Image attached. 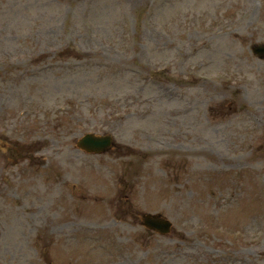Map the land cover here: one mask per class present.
Segmentation results:
<instances>
[{"label": "rangeland", "instance_id": "1", "mask_svg": "<svg viewBox=\"0 0 264 264\" xmlns=\"http://www.w3.org/2000/svg\"><path fill=\"white\" fill-rule=\"evenodd\" d=\"M255 44L264 0H0V264H264Z\"/></svg>", "mask_w": 264, "mask_h": 264}, {"label": "water", "instance_id": "2", "mask_svg": "<svg viewBox=\"0 0 264 264\" xmlns=\"http://www.w3.org/2000/svg\"><path fill=\"white\" fill-rule=\"evenodd\" d=\"M264 52V49L262 48H255L254 53H261ZM82 144L84 147H88L89 149H96L99 150L101 148H104L108 145L107 139H101V140H91V139H85L82 141ZM149 221V220H148Z\"/></svg>", "mask_w": 264, "mask_h": 264}]
</instances>
